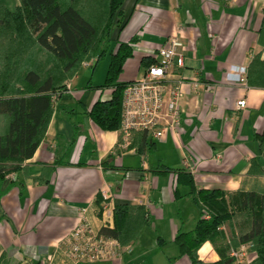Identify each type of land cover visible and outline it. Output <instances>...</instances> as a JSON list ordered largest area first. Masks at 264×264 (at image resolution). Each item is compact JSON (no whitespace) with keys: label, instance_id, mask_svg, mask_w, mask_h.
Returning <instances> with one entry per match:
<instances>
[{"label":"crops","instance_id":"crops-1","mask_svg":"<svg viewBox=\"0 0 264 264\" xmlns=\"http://www.w3.org/2000/svg\"><path fill=\"white\" fill-rule=\"evenodd\" d=\"M122 10L124 20L111 35L115 49L135 40L122 83L141 79L172 36L182 39L185 67L173 77L181 82L180 125L161 139L145 132L141 151L124 149L118 130L100 129L89 115L97 102L112 99V89L97 88L110 61L86 63L55 101L34 156L6 177L5 186H12L0 201L5 264H75L66 258L62 240L86 207L96 229L102 228L104 190L111 191L114 205L144 206L150 219L120 256L93 264H192L180 256L175 240L195 229L200 209L176 175L150 171L161 164L180 169L198 190L228 194L264 182V175L250 174L252 160L264 171L258 140L264 132V89L226 80L230 68H248L255 55L264 58V0H126ZM242 100L246 105L239 108ZM67 108H74V116L65 113ZM198 257L202 264L219 260L209 241L199 247Z\"/></svg>","mask_w":264,"mask_h":264},{"label":"trees","instance_id":"trees-1","mask_svg":"<svg viewBox=\"0 0 264 264\" xmlns=\"http://www.w3.org/2000/svg\"><path fill=\"white\" fill-rule=\"evenodd\" d=\"M125 1L17 0L11 8L0 0V201L12 186H5L6 177L21 169L45 139L55 101L66 91L67 83L86 63H97L108 55L106 79L97 88L112 89L113 96L108 102H97L89 115L104 131L120 129L123 93L128 83L119 79L125 62L133 55L131 43L135 40L121 43L116 50L111 35L124 20ZM247 84L264 89V58L260 55L251 59ZM74 112V108L65 109L69 117ZM258 140L264 156V132ZM146 144V133L136 132L130 148L141 151ZM150 172L176 175L178 185L189 187L188 196L200 209L195 229L176 237L180 256H188L192 264H202L198 249L209 241L219 256L214 264H235L231 253L244 245H249L255 254L248 264H264V182L257 181L249 190L241 188L228 194L198 190L193 177L180 169L161 164ZM250 174L264 175L257 160H252ZM175 194L180 198L178 190ZM101 202L98 199L99 205ZM149 219L142 205H115L113 227L101 228L100 234L127 247L137 242ZM1 261L6 263L3 257Z\"/></svg>","mask_w":264,"mask_h":264},{"label":"built area","instance_id":"built-area-1","mask_svg":"<svg viewBox=\"0 0 264 264\" xmlns=\"http://www.w3.org/2000/svg\"><path fill=\"white\" fill-rule=\"evenodd\" d=\"M184 43L179 36H172L166 46L158 50L156 60L146 68L141 79L128 83L122 99L120 145L128 149L136 132H146L156 139L164 137L166 131H175L180 125V81L173 79L176 69L185 67ZM228 82L246 84L247 67H232L226 73ZM244 108L246 101L237 103ZM101 223L113 227V196L110 190L102 192ZM89 208L80 211V221L62 240L66 258L75 264H93L117 258L123 248L113 238L100 234L89 215ZM246 245L234 250L231 256L235 264H243Z\"/></svg>","mask_w":264,"mask_h":264},{"label":"rangeland","instance_id":"rangeland-1","mask_svg":"<svg viewBox=\"0 0 264 264\" xmlns=\"http://www.w3.org/2000/svg\"><path fill=\"white\" fill-rule=\"evenodd\" d=\"M6 1V3L11 7V8H13L14 7V5H16L17 4V0H5ZM102 62H101V66L102 65H104L103 63L104 62H109L110 61V57H109V55L107 56V57H105L104 59H102L101 60ZM81 70V69H80ZM99 71H100V69H99ZM80 72V71H79ZM97 73H99V72H97ZM253 260V256L251 255V252H250V250L248 249L247 250V255L246 256H244L243 257V264H248V263H250L251 261Z\"/></svg>","mask_w":264,"mask_h":264}]
</instances>
